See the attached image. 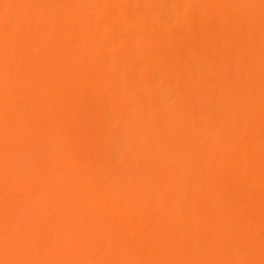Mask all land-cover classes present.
<instances>
[{
    "label": "bare ground",
    "instance_id": "obj_1",
    "mask_svg": "<svg viewBox=\"0 0 264 264\" xmlns=\"http://www.w3.org/2000/svg\"><path fill=\"white\" fill-rule=\"evenodd\" d=\"M0 264H264V0H0Z\"/></svg>",
    "mask_w": 264,
    "mask_h": 264
}]
</instances>
